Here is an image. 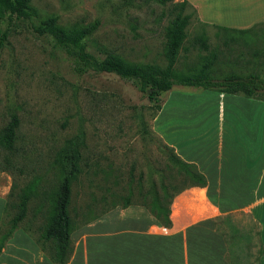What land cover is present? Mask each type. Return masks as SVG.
I'll list each match as a JSON object with an SVG mask.
<instances>
[{"label": "rangeland", "instance_id": "1", "mask_svg": "<svg viewBox=\"0 0 264 264\" xmlns=\"http://www.w3.org/2000/svg\"><path fill=\"white\" fill-rule=\"evenodd\" d=\"M181 1L158 4L152 0H30V4L37 11L34 23L49 14H55L64 27L96 21V28L84 42L86 50L98 58L112 53L130 63L163 67L164 30L176 13L174 5ZM182 10L189 19L185 50L177 51L175 68L183 69L215 50L213 75L257 72L264 77V54L255 56L257 45L244 43L246 36L231 33L232 39L223 45L222 32L215 37L217 29L203 26L190 4L184 3ZM4 29L7 36L0 46V127L12 114L17 116V144L23 152L13 157L8 168L0 169V236L6 234L16 213L15 193L35 176L40 177V183L38 192L26 202L25 216L2 241L0 264H53L36 243L45 222L35 212L38 206H50L51 194L47 193H52L61 175L53 160L67 139L80 136L79 149L85 164L83 174L71 185L68 204L75 225L70 234L74 249L75 245H87L85 237L90 232L120 229V212L117 216L108 215L120 209L118 205L111 207L114 201L110 196L125 194L120 190L127 174L131 172L136 180L140 172L156 168L161 156L160 142L170 146L174 142L182 153L188 151L183 143L185 120L211 119L216 111L202 107L207 96L197 88L193 91L172 88L149 103L130 82L114 74L76 75L64 51L48 35L34 32L28 20L15 19L0 11V32ZM201 29L207 33L208 49L204 50L188 43ZM152 104L159 105V110ZM138 107H142L143 118L156 138L138 134L135 115ZM1 155L0 150V159ZM145 178L142 187L148 185ZM99 212L89 221L90 216ZM228 214L230 224L240 227L246 235L231 239L230 247L239 251L236 254L240 258L246 257L241 264H256L257 246L249 247L260 242L253 233L259 225L240 211ZM71 264H76L75 259Z\"/></svg>", "mask_w": 264, "mask_h": 264}, {"label": "crops", "instance_id": "2", "mask_svg": "<svg viewBox=\"0 0 264 264\" xmlns=\"http://www.w3.org/2000/svg\"><path fill=\"white\" fill-rule=\"evenodd\" d=\"M186 1L198 21L214 30L216 26L245 29L264 21V0ZM197 89L207 96L202 107L216 115L185 120L183 143L188 151L182 153L174 142L172 148L195 164L206 184L172 198L165 227L141 205L112 210L108 215L120 212V229L90 232L87 245H75L65 264L73 259L76 264H230L214 222L217 216L236 211L259 225L253 233L260 242L249 248L262 250L256 264H264V101Z\"/></svg>", "mask_w": 264, "mask_h": 264}, {"label": "trees", "instance_id": "3", "mask_svg": "<svg viewBox=\"0 0 264 264\" xmlns=\"http://www.w3.org/2000/svg\"><path fill=\"white\" fill-rule=\"evenodd\" d=\"M152 1L165 4L167 2L172 3L173 0ZM184 3L188 2L182 0L174 5L176 13L169 20L164 30L166 64L163 67L130 63L112 53H106L102 58L89 53L86 50L84 40L96 28V21L82 26L64 27L58 23L55 14H49L34 23L32 20L37 17V11L30 4V0H0V11L6 12L9 17L13 16L15 19H26L34 32L48 35L54 44L64 51L70 68L76 75L101 72L114 74L120 79L130 82L139 96L149 103L154 102L163 91L172 88L196 87L264 101V77L259 73L228 72L219 76L213 75L211 66L215 59V50L209 51L194 64L186 65L183 69L173 66L177 51L179 49L185 50V27L189 18L182 12ZM216 29L215 37L219 36V31L222 32L220 39L223 45L232 39L231 33H237L246 36L243 38L244 43L257 45L253 51L255 56L264 54V21L255 22L245 29L218 26ZM6 36L7 30L4 29L0 32V46L5 41ZM188 41L189 44H195L199 49H208L207 33L204 29L192 35ZM152 106L159 110V105L152 104ZM141 108L138 107L135 111L138 134L143 137L156 138L148 128ZM18 127L19 121L15 114H12L9 120L0 127V150L2 151L0 169L2 170L12 165L13 157L23 152L22 147L17 144ZM79 137L76 135L74 139H67L55 153V160L53 161L59 168L60 178L57 179L52 193H47V196L51 194L49 196L50 206H38L35 212L39 213L45 222L41 226L36 243L53 264H65L73 250L70 234L75 225L74 219L69 213L68 204L71 185L79 180L85 165L79 149L80 142H82ZM74 140L75 142H73ZM159 148L161 156L156 168L147 169L146 173L140 172L136 180L129 172L124 180L125 184L120 190L124 191L125 194L112 193L110 197H113L114 201L111 207L116 205L126 207L131 204L144 206L165 227L169 224V204L172 198L186 188L204 186L206 179L195 164L183 160L176 154L172 146L160 142ZM39 178V176L33 177L18 193H15L14 197L17 198L16 213L10 219V227L6 234L0 236V247L2 241L25 216L26 202L38 192ZM144 178L148 184L146 187H142L141 184ZM134 183L135 185H133ZM133 197L134 201L131 200ZM116 200H120L121 203L115 202ZM102 211H106V208ZM99 214L101 213L90 216L89 221ZM230 217V214L217 216L214 225L225 240L230 264L245 263L246 257L240 258L238 254L232 253L233 250L230 245L232 241L244 238L246 235L241 232L239 226L237 229V227L232 226L233 224H230L231 221L228 220ZM231 239L233 240L231 241ZM257 250L258 254L262 253L260 248ZM231 257L235 259L232 260Z\"/></svg>", "mask_w": 264, "mask_h": 264}]
</instances>
